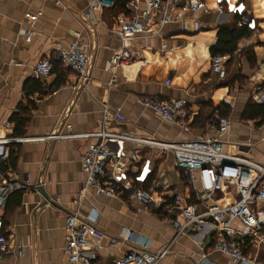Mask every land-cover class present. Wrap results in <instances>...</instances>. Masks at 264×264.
<instances>
[{
    "label": "crops",
    "instance_id": "crops-1",
    "mask_svg": "<svg viewBox=\"0 0 264 264\" xmlns=\"http://www.w3.org/2000/svg\"><path fill=\"white\" fill-rule=\"evenodd\" d=\"M242 1L256 19V30L239 42L232 57H225L231 65L227 77L220 80L211 71V48L218 42L221 27L244 25L236 15L219 13L214 0H205L208 12L187 14L183 21L166 25L157 34L137 36L132 49L138 57L118 68L110 65L122 46L114 29L118 18L127 13L115 8L94 13L92 21H85L92 0H0V140L17 138L12 117L28 102L26 89L35 79L36 64L44 58H51L55 65L61 61L57 44L68 47L84 42L94 53L90 82L82 86L78 76L68 72L65 84L55 92L32 95L36 108L31 111L25 137H21L24 141L9 144L14 152L13 166L8 162L7 167L29 189L11 195L2 216L12 248H22L23 256L8 255L0 264H70L65 223L66 215L74 212L81 216L98 212L97 226L107 238L101 242L94 264H115L131 247L140 250L144 244L155 252L175 237L170 219L156 203L144 207L129 201L127 194L96 196L93 190L85 189L81 157L94 139H39L57 130L79 135L98 131L104 105L112 114L111 131L143 137L155 134L164 141L212 137L215 110L220 108L232 122L225 138L226 152L235 154L242 146L240 150L264 166V120L243 118L250 101L255 102L256 87L264 85V0ZM39 12L42 14L35 21L27 18V14ZM58 74L56 69L42 80L45 91L57 81ZM146 98L185 101L191 114L189 129L161 120L143 106ZM142 171L147 175L146 187L154 190L155 201L156 185L157 193L187 194L186 179L172 155L139 151V161L132 163L120 183H135ZM80 193L83 198L75 204ZM128 231L135 234L132 242H124ZM172 250L161 264H196L204 262V255L209 264H234L208 243L202 250L189 237H180ZM257 260L264 264V255Z\"/></svg>",
    "mask_w": 264,
    "mask_h": 264
},
{
    "label": "built area",
    "instance_id": "built-area-1",
    "mask_svg": "<svg viewBox=\"0 0 264 264\" xmlns=\"http://www.w3.org/2000/svg\"><path fill=\"white\" fill-rule=\"evenodd\" d=\"M214 1L219 13L236 15L241 25L251 31L256 30V19L247 12L242 0ZM115 7L116 0H92L83 19L92 21L94 13L101 14ZM127 9L128 13L118 18L114 29L122 45L110 61L114 68L128 65L138 57L132 49L137 36L154 32L157 34L162 27L183 21L187 14L209 10L205 0H129ZM41 14H27V18L35 21ZM28 36L32 38L33 32H28ZM57 50L64 69L76 74L82 86L89 83L94 59L89 44L79 41L68 47L57 44ZM53 71L52 59L44 58L36 64L33 77L44 80L52 76ZM211 71L220 80H224L227 77L225 57L213 56ZM254 101L264 105V86L256 87ZM143 106L155 112L161 120L185 131L189 129L191 114L185 101L146 98ZM103 112L102 126L96 132L79 135L57 130L39 139H94L81 157L82 170L86 176L85 189L93 190L96 196L118 198L127 194L129 201L134 200L144 207L156 203V208H161L170 219L176 234L169 245L155 252L149 251L146 244L140 250L131 247L115 264H161L173 251L172 246L180 237H189L202 250L208 243L213 250L227 256L234 264H259L257 258L261 252L264 253V166L248 157L246 152L240 150V145L235 154L226 152L225 138L232 126L229 116L215 110L212 137L164 141L155 134L143 137L113 132L110 130L112 114L106 105ZM67 127L71 129L70 125ZM14 141L21 142L24 139L0 140V262L11 254L23 256L22 248L17 251L12 248L2 219L10 196L29 189L28 184L23 183L11 167H4L10 159L9 144ZM142 150H158L162 155H172L177 169L186 179L187 194L170 195V192H165L167 190L157 193L156 185L155 201L153 188L145 185L147 175L144 171L140 172L135 183H120L132 163L139 161V151ZM225 187L235 202L221 207L219 200L226 196ZM81 198L83 194L80 193L74 203L79 204ZM98 217L96 210H92L88 216H81L79 212L66 215L65 229L68 235L65 251L70 264H94L97 260L101 242L107 238L97 226ZM134 237V232L128 231L124 242H132ZM112 242L116 244L118 241ZM203 260L196 264H209L207 255L203 256Z\"/></svg>",
    "mask_w": 264,
    "mask_h": 264
},
{
    "label": "trees",
    "instance_id": "trees-1",
    "mask_svg": "<svg viewBox=\"0 0 264 264\" xmlns=\"http://www.w3.org/2000/svg\"><path fill=\"white\" fill-rule=\"evenodd\" d=\"M129 0H116V9L118 11H123L125 13H128L127 4ZM251 34V30H249L247 27L240 26L237 27H221L218 33V42L215 46L211 48V52L213 56H233L234 53L238 50V44L239 42L249 37ZM248 52V50H246ZM54 64V62H53ZM231 60L226 63V69L228 71V68H230ZM58 69V79L57 81L45 91V84L42 80H36L33 79L29 83L28 89H26V95L28 102L25 105H21L18 112L15 113L12 117V124L14 125V136L17 137L16 139H19L21 137H25L26 135V128L30 120V114L31 111L36 108L35 103L30 100V97L34 95L35 93H38L40 95H43L45 93H53L56 90H58L63 84H65V77L66 73L69 71H66L63 67L62 61H59L54 64V71ZM264 86V85H263ZM220 113L224 116H229L227 113H222L220 108H218ZM244 120H257L260 119L261 121L264 120V107L256 104L253 101H250L248 104L244 115ZM13 150L10 151V159L9 162L11 166H13L12 163V157H13ZM5 169L8 168L7 166H4Z\"/></svg>",
    "mask_w": 264,
    "mask_h": 264
},
{
    "label": "rangeland",
    "instance_id": "rangeland-1",
    "mask_svg": "<svg viewBox=\"0 0 264 264\" xmlns=\"http://www.w3.org/2000/svg\"><path fill=\"white\" fill-rule=\"evenodd\" d=\"M225 192L226 195H228V198H224V199H220L219 200V204L221 207H225L226 205L235 202V199L233 198V196L231 195V192L228 190L227 187H225ZM264 255V253H261V257Z\"/></svg>",
    "mask_w": 264,
    "mask_h": 264
},
{
    "label": "water",
    "instance_id": "water-1",
    "mask_svg": "<svg viewBox=\"0 0 264 264\" xmlns=\"http://www.w3.org/2000/svg\"><path fill=\"white\" fill-rule=\"evenodd\" d=\"M39 191H40L41 194L44 196L46 202L49 203V197L47 196L45 190H44L42 187H40V188H39ZM47 203L42 204V205L40 206V208L44 207Z\"/></svg>",
    "mask_w": 264,
    "mask_h": 264
},
{
    "label": "bare ground",
    "instance_id": "bare-ground-1",
    "mask_svg": "<svg viewBox=\"0 0 264 264\" xmlns=\"http://www.w3.org/2000/svg\"><path fill=\"white\" fill-rule=\"evenodd\" d=\"M249 174L251 175L252 173L251 172H249ZM244 180H246V178L244 177Z\"/></svg>",
    "mask_w": 264,
    "mask_h": 264
}]
</instances>
